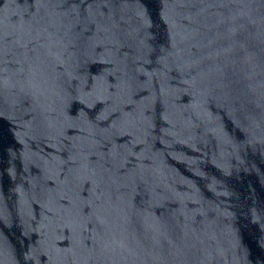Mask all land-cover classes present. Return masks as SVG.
I'll return each mask as SVG.
<instances>
[{
  "label": "water",
  "instance_id": "obj_1",
  "mask_svg": "<svg viewBox=\"0 0 264 264\" xmlns=\"http://www.w3.org/2000/svg\"><path fill=\"white\" fill-rule=\"evenodd\" d=\"M0 264H264V0H0Z\"/></svg>",
  "mask_w": 264,
  "mask_h": 264
}]
</instances>
